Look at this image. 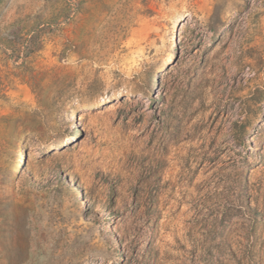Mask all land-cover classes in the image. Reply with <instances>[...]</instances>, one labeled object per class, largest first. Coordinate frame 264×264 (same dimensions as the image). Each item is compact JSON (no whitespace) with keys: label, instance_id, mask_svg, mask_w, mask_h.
Here are the masks:
<instances>
[{"label":"rangeland","instance_id":"374dc122","mask_svg":"<svg viewBox=\"0 0 264 264\" xmlns=\"http://www.w3.org/2000/svg\"><path fill=\"white\" fill-rule=\"evenodd\" d=\"M0 264H264V0H0Z\"/></svg>","mask_w":264,"mask_h":264}]
</instances>
